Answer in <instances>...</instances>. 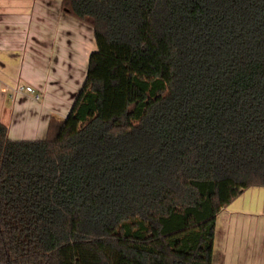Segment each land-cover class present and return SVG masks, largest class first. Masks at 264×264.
Instances as JSON below:
<instances>
[{
    "label": "trees",
    "instance_id": "16d2710c",
    "mask_svg": "<svg viewBox=\"0 0 264 264\" xmlns=\"http://www.w3.org/2000/svg\"><path fill=\"white\" fill-rule=\"evenodd\" d=\"M97 49L41 140L0 121V264H213L264 187V0H64Z\"/></svg>",
    "mask_w": 264,
    "mask_h": 264
},
{
    "label": "crops",
    "instance_id": "0c3cea01",
    "mask_svg": "<svg viewBox=\"0 0 264 264\" xmlns=\"http://www.w3.org/2000/svg\"><path fill=\"white\" fill-rule=\"evenodd\" d=\"M64 0H0V121L13 140H41L65 118L97 49L93 28ZM18 85L34 92H14ZM36 95L39 98H36ZM213 264H264V187L253 186L216 217Z\"/></svg>",
    "mask_w": 264,
    "mask_h": 264
},
{
    "label": "built area",
    "instance_id": "2783aa9c",
    "mask_svg": "<svg viewBox=\"0 0 264 264\" xmlns=\"http://www.w3.org/2000/svg\"><path fill=\"white\" fill-rule=\"evenodd\" d=\"M0 91L3 92V93H8L9 92V88L5 85H0ZM14 92L16 93H22V92H31L33 93L34 92V89L33 87H30V86H24V85H18L14 88ZM36 98L38 99L39 96L36 95Z\"/></svg>",
    "mask_w": 264,
    "mask_h": 264
}]
</instances>
